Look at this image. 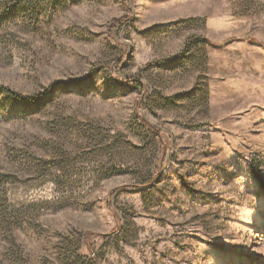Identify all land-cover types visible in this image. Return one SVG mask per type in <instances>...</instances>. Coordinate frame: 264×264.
Instances as JSON below:
<instances>
[{
    "label": "rangeland",
    "instance_id": "1",
    "mask_svg": "<svg viewBox=\"0 0 264 264\" xmlns=\"http://www.w3.org/2000/svg\"><path fill=\"white\" fill-rule=\"evenodd\" d=\"M0 86V264H264V0H0Z\"/></svg>",
    "mask_w": 264,
    "mask_h": 264
},
{
    "label": "trees",
    "instance_id": "2",
    "mask_svg": "<svg viewBox=\"0 0 264 264\" xmlns=\"http://www.w3.org/2000/svg\"><path fill=\"white\" fill-rule=\"evenodd\" d=\"M149 64V63H148ZM0 92L7 93L8 95L15 97L18 100H28V101H35V97H21L19 94L8 90L6 87L0 86Z\"/></svg>",
    "mask_w": 264,
    "mask_h": 264
}]
</instances>
